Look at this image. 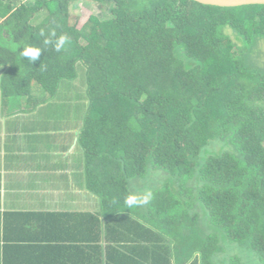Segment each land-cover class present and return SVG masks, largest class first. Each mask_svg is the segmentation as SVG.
Wrapping results in <instances>:
<instances>
[{
  "label": "trees",
  "instance_id": "16d2710c",
  "mask_svg": "<svg viewBox=\"0 0 264 264\" xmlns=\"http://www.w3.org/2000/svg\"><path fill=\"white\" fill-rule=\"evenodd\" d=\"M81 1L109 18L91 15L79 28ZM61 35L68 42L59 52L45 45ZM260 39L264 5L0 0L5 99L32 97L35 85L54 98L85 67L89 109L79 145L87 188L100 199L96 213H6L0 264H219L231 246L264 264ZM26 46L41 49L36 62L21 55ZM215 142L229 149L213 153ZM150 169L172 180L130 208L131 180Z\"/></svg>",
  "mask_w": 264,
  "mask_h": 264
},
{
  "label": "crops",
  "instance_id": "0c3cea01",
  "mask_svg": "<svg viewBox=\"0 0 264 264\" xmlns=\"http://www.w3.org/2000/svg\"><path fill=\"white\" fill-rule=\"evenodd\" d=\"M2 74L0 70L1 236L6 213L98 212L100 199L87 188L85 154L79 145L88 99L61 104L58 94L47 98L35 89L32 97L5 99ZM63 84L58 93L71 88Z\"/></svg>",
  "mask_w": 264,
  "mask_h": 264
},
{
  "label": "rangeland",
  "instance_id": "374dc122",
  "mask_svg": "<svg viewBox=\"0 0 264 264\" xmlns=\"http://www.w3.org/2000/svg\"><path fill=\"white\" fill-rule=\"evenodd\" d=\"M28 1H35V0H28ZM19 4V3H18ZM74 14V20L77 19L78 27H82L87 20L90 18L91 15H96L99 17L101 20H107L109 18L108 12L100 5L95 4L91 1H81L78 3V5L75 8ZM37 20V19H36ZM73 20V21H74ZM256 50L255 52L258 53L255 57L256 60L255 62L257 64L262 65V68H264V39H260L258 42H256V46L254 48ZM254 57V56H253ZM254 62V61H253ZM79 71V77L76 80V82L65 80L63 83V86H71L70 83H76L77 88H74L71 86L68 90L64 88V92L58 93L56 96L57 100H61V104H70L72 100L78 102V104H81V101H86L87 100V82H86V69L83 65H79L78 68ZM35 90H40L44 91L42 87L39 85H35L34 87ZM45 95L46 93L43 92ZM81 100V101H80ZM80 101V102H79ZM65 106H62V110L65 112ZM209 149L213 153H218L222 152L224 150H228L229 146L221 143V142H215L209 146ZM172 178L168 174H163L159 172H154L152 169L149 170L148 175L146 178H135L131 180V188L134 190V192L137 195H140V197L143 196H149L151 193L162 187L163 184L168 183L171 181ZM150 194V195H149ZM197 208L199 209L198 211L201 214L202 217V225L204 227H207L208 224V219L205 218V213L204 211L198 206ZM254 254V253H253ZM249 250L245 249H238L235 246H231V248H228V252L225 254H221L218 259L219 264H230V259L231 257L237 256L241 259L240 264H260L258 261V258L253 255Z\"/></svg>",
  "mask_w": 264,
  "mask_h": 264
},
{
  "label": "clouds",
  "instance_id": "9594fccd",
  "mask_svg": "<svg viewBox=\"0 0 264 264\" xmlns=\"http://www.w3.org/2000/svg\"><path fill=\"white\" fill-rule=\"evenodd\" d=\"M53 36H55V33H53ZM67 42H68V37L65 35H61L54 42L52 40L44 41L45 45L54 44L55 50L58 52L65 46ZM41 54H42V51L40 48L31 47V46L24 47L21 53L23 57L29 58L32 63L36 62L40 58ZM148 199H149V196L147 195L140 197V196L132 194L126 198V204L131 208L136 205L146 204L148 202Z\"/></svg>",
  "mask_w": 264,
  "mask_h": 264
},
{
  "label": "water",
  "instance_id": "95a60500",
  "mask_svg": "<svg viewBox=\"0 0 264 264\" xmlns=\"http://www.w3.org/2000/svg\"><path fill=\"white\" fill-rule=\"evenodd\" d=\"M198 3L216 7L235 8L247 5H264V0H193Z\"/></svg>",
  "mask_w": 264,
  "mask_h": 264
},
{
  "label": "flooded vegetation",
  "instance_id": "af4514ba",
  "mask_svg": "<svg viewBox=\"0 0 264 264\" xmlns=\"http://www.w3.org/2000/svg\"><path fill=\"white\" fill-rule=\"evenodd\" d=\"M23 1H28V0H23Z\"/></svg>",
  "mask_w": 264,
  "mask_h": 264
}]
</instances>
